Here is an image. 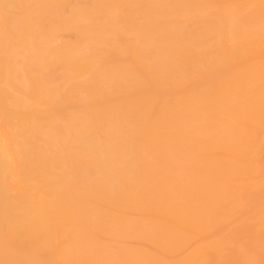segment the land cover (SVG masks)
Instances as JSON below:
<instances>
[{"label": "bare ground", "instance_id": "bare-ground-1", "mask_svg": "<svg viewBox=\"0 0 264 264\" xmlns=\"http://www.w3.org/2000/svg\"><path fill=\"white\" fill-rule=\"evenodd\" d=\"M0 264H264V0H0Z\"/></svg>", "mask_w": 264, "mask_h": 264}]
</instances>
